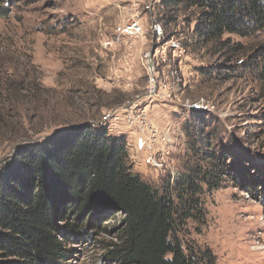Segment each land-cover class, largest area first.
I'll return each instance as SVG.
<instances>
[{"label":"rangeland","instance_id":"374dc122","mask_svg":"<svg viewBox=\"0 0 264 264\" xmlns=\"http://www.w3.org/2000/svg\"><path fill=\"white\" fill-rule=\"evenodd\" d=\"M137 1L104 13L101 0H0V176L14 172L28 146L84 123L126 137L135 172L161 191L213 165L206 159L213 151L230 177L202 196L205 223L189 220L184 242L215 264H264V82L243 68L247 56L201 41L196 10ZM96 4L102 18L89 19ZM132 19L144 29L133 39L145 42L151 61L135 67L138 78L127 55L121 64L96 56L98 45L129 39L122 30ZM224 39L248 53L264 45V32ZM91 232L60 236V264H119L102 244L114 232Z\"/></svg>","mask_w":264,"mask_h":264},{"label":"trees","instance_id":"16d2710c","mask_svg":"<svg viewBox=\"0 0 264 264\" xmlns=\"http://www.w3.org/2000/svg\"><path fill=\"white\" fill-rule=\"evenodd\" d=\"M161 5L196 10L194 32L201 41L247 56L243 68L264 82V45L247 53L244 45L224 39L263 33L264 0ZM81 125L28 146L14 172L0 176V253L11 258L0 264H60L66 257L60 236L91 231L114 232L115 239L102 244L106 258L119 264H215L211 253L186 246L184 231L189 220L205 223L202 196L230 177L221 156L206 151L213 165L182 173L161 191L135 172L126 137Z\"/></svg>","mask_w":264,"mask_h":264},{"label":"crops","instance_id":"0c3cea01","mask_svg":"<svg viewBox=\"0 0 264 264\" xmlns=\"http://www.w3.org/2000/svg\"><path fill=\"white\" fill-rule=\"evenodd\" d=\"M101 1H102V3H100V4H102V5H100V11L107 13V10H109V11L113 10L115 7H117V5L121 4V2L123 0H109V1H113V2H106V0H101ZM131 1H133L134 7L137 8L138 1L137 0H131ZM98 4L94 5V7L89 8L87 10L89 14L87 13L86 16L89 17V19L94 20L95 17H97V18L99 17V19L102 18V16H98V14H99V12H97V10L99 9V8H97L99 6ZM130 6H131V4L129 5V7ZM105 28H107L106 30L108 31V30H110L109 28H113V27L105 26ZM146 48H147V46L145 45L144 41H140L138 39L134 40L133 38H129L127 40H124L123 38H121L119 36V38H117V40H115V41L113 40L112 43L110 41H109V43L108 42L103 43V47L101 45H98V47H97L98 54L96 53L97 54L96 56L101 61H105V62L108 61L109 64H121V61L124 58L123 56L127 55L126 56L127 60L125 59L124 63L133 64V71H132L133 78H138L139 73H138V71L135 72V70L140 64H142L144 61H146L145 60ZM149 58L150 59L153 58L152 54H151V56H149ZM147 61H150V60H147ZM150 64H151V61H150ZM131 77H132V74H131ZM138 85H139V83L135 84V86H133V89H132V90H134L133 95H136V97L138 96L137 94L139 92L137 91L138 89H135V88ZM134 132L135 131H133V129L131 131L127 132L129 140H133V137L134 138L137 137V132L135 134H134Z\"/></svg>","mask_w":264,"mask_h":264},{"label":"built area","instance_id":"2783aa9c","mask_svg":"<svg viewBox=\"0 0 264 264\" xmlns=\"http://www.w3.org/2000/svg\"><path fill=\"white\" fill-rule=\"evenodd\" d=\"M123 33L129 38L140 37L144 35V29L138 20H131L123 27Z\"/></svg>","mask_w":264,"mask_h":264},{"label":"water","instance_id":"95a60500","mask_svg":"<svg viewBox=\"0 0 264 264\" xmlns=\"http://www.w3.org/2000/svg\"><path fill=\"white\" fill-rule=\"evenodd\" d=\"M79 126H82V125H81V124H77V125L69 126V127L64 128V129L61 130L60 132L65 131V130H69V129H74V128L79 127ZM58 133H59V132H58Z\"/></svg>","mask_w":264,"mask_h":264}]
</instances>
